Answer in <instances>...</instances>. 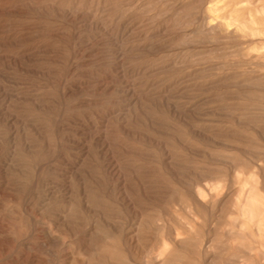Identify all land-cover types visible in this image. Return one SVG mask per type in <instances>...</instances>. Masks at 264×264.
Masks as SVG:
<instances>
[{"label":"rangeland","instance_id":"374dc122","mask_svg":"<svg viewBox=\"0 0 264 264\" xmlns=\"http://www.w3.org/2000/svg\"><path fill=\"white\" fill-rule=\"evenodd\" d=\"M0 264H264V0H0Z\"/></svg>","mask_w":264,"mask_h":264}]
</instances>
